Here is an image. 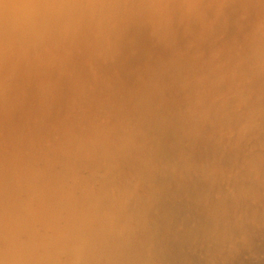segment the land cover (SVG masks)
<instances>
[{
    "label": "bare ground",
    "instance_id": "1",
    "mask_svg": "<svg viewBox=\"0 0 264 264\" xmlns=\"http://www.w3.org/2000/svg\"><path fill=\"white\" fill-rule=\"evenodd\" d=\"M4 1L8 2V0L0 1V32L4 26L12 25L14 30L15 26L21 25L22 29L37 35L46 48L52 46V49H57L55 53L69 51L73 56L71 58L69 56L70 59L64 61L61 67L57 64L59 67L51 69L53 73L48 81V90H45L46 85L44 89L41 83L44 64L32 63V61L27 63L30 74L23 80L18 90L14 88L15 84L5 87L8 88L7 96L18 98L19 103L24 101L20 115L17 112L14 116H10L11 125L16 128L24 126L22 128H26L27 132H29L28 128L32 129L30 127L33 122L35 124L38 121L35 118L41 116L42 111L39 109L41 107L39 106L40 100L35 101L34 107L29 106L31 101L29 99L33 91L36 90L45 98H49L53 109L47 105L49 101L46 104V99L41 100L42 103L44 101L47 109L50 107L51 111L54 110L52 112L54 114L49 115L47 124L44 123L45 125L43 124L42 127L36 128L52 132V139L48 135L49 141L54 139L53 142L56 143L53 144L56 146H54L55 148L49 144L45 146L43 142L42 150L36 149L37 145V147L35 146L36 151L31 149L29 155L21 152L22 155L19 156H15L18 149L15 154H10L11 150H8V153H5L8 156V162L5 160V165H2L3 163L0 161L1 170H4L3 173H5L4 167L10 169L12 167L10 161L12 163L15 159L14 170L11 171L10 176L0 177V264H157L163 261L161 257L163 251L171 252V254L167 253L168 255L165 257L168 258L169 264H178L176 260L180 248L191 241L205 244L209 233L225 230V221L228 220L229 224L236 222L237 219L233 215H228V206L233 203V200H237L241 192L259 186V183L256 182L257 178L264 176V169L256 171V163L261 160L260 148L264 149V43L261 41L263 44L260 42V45H257L255 39L259 37H256L254 39L255 47H253L254 44L245 46L244 54L248 58L238 65L236 56L241 53H239L240 50L235 51L236 48L234 49L235 54L232 55L234 57L225 58V54H220V58L212 55L213 57L210 59L209 55V61L200 64L201 66L197 64L198 67H194V63L191 64L192 66L186 62L182 65L183 60L179 65L178 60L176 61L177 55L175 54L176 59L172 55L179 46H186L189 51L188 54H185L186 56L191 54L190 52L204 49V47L196 46L206 43V39L215 35L223 36L220 41L216 39L218 44L223 42L227 46L234 40L237 44L236 40L240 39V36L238 34V37L233 38V34L238 33L235 29L237 24L233 23V19L240 13L247 12L251 22L256 0H253L254 2L252 0H236L237 4L235 5H229L230 3L220 5L214 0H209L208 3H202L205 4L203 8L200 4L202 8L200 12L196 11L198 9L196 7L194 11L196 13L180 11L175 3L172 7V16H170L172 19H169V22L164 20L166 21L163 24L165 29L162 32L159 31V34L155 29L154 34L150 33L154 27L151 28L146 17L141 18L139 14L134 13L135 11L126 13L125 5L121 6L123 3L121 1L124 0H112L114 3L103 13L83 7L77 0H35L32 5L28 0L26 3L22 0L20 4L18 2L17 5L12 6L8 5L10 1L7 4ZM145 1L132 0L131 4L139 3L141 5ZM4 4L14 10H10V15H6L7 12L4 10L1 11ZM117 13L119 14L116 16L120 15L119 17L124 18L125 26L117 27L121 30L119 37H111L112 47L108 56L116 51L115 62L110 65L95 63L99 74V79H97L93 75L94 73H89L92 77L84 68L83 63L86 61L83 59V62L75 54L84 49V42H87L89 38L88 33L94 27L100 29L102 26L100 30L105 31L106 35L109 33V35H114V24L111 25L110 22ZM133 16H139L141 19L137 17L138 20H135ZM216 16L221 17L220 20L224 21V24L220 25L216 22V26H214V19H219ZM19 17L21 18L20 22L18 21ZM163 17L165 16H162V19ZM161 24L160 22L158 25ZM246 26L250 27L251 23L250 26L246 24L245 28H247ZM250 32L251 30L248 31V33ZM100 35L99 37H101ZM254 35L253 38L257 36ZM103 40L100 39L101 42ZM187 41L189 44L186 43ZM249 42L250 40L247 41V43ZM89 43L91 44V42ZM106 44L108 43L106 42ZM88 49L90 50V47ZM69 52L68 54H70ZM179 53L185 56L184 53ZM181 54L180 57L178 56L179 58H181ZM195 57L197 56L195 55ZM186 59L184 58L185 61ZM190 59L192 62V59L197 58L193 56ZM152 62H158L157 69L155 68L154 71L164 66L168 67L170 82L164 80L162 82L158 80L159 83L155 82L157 80L151 76ZM39 64L41 67H38ZM242 64L248 68L244 74L248 85L236 87V81L241 77L238 68L240 69ZM177 69H180L181 72L174 74L175 71H178ZM58 71H63V75L64 73L69 74V78L67 77L69 84L72 88L76 87L80 90L78 95L82 96V101L79 98L76 103V99H73L75 103L71 101L68 105L63 106L58 104L55 99L52 100L51 92L59 88L60 85L58 78H52ZM33 72L37 74L32 75ZM93 72L95 71L93 70ZM63 75L61 79L66 78ZM94 77L97 81L94 80ZM229 77L234 79L233 82L228 80ZM140 83L143 88L141 86L138 88ZM183 83L185 85H182ZM154 85H159L157 95L153 94L156 91ZM167 86L168 88L175 86L180 93L188 94L189 102L186 106L185 118H191L193 106H200V109L212 116V122L218 126L219 130V132L216 130L213 133L205 132L199 136L200 154L198 155L195 153L183 155L184 153L181 151H175L174 156H178L177 162H183L184 170L179 169L180 167L176 168V165L175 167L165 163L166 155L161 151L160 144L163 139L173 142L174 140L179 141L181 138L178 132L170 126V114L177 106L181 108L182 102L180 100L175 102V99L169 102L166 97L162 99L159 97V92H164V88ZM1 91L0 116L4 117L12 105L9 101L8 103L1 102L4 90ZM105 94L117 99H112L113 103L117 101L115 106H110L108 101H103ZM229 94L233 96L230 100L226 98ZM250 94L254 96L252 102L248 99ZM108 95L107 97H109ZM121 96L123 97L121 98ZM135 96H137L136 100H134ZM160 96L162 97V93ZM237 98L244 102V108H247L243 110L245 112L236 113ZM129 99L132 100L129 102ZM76 107L84 108L83 110L88 109L89 112L86 114L79 112L76 119L69 114L64 115ZM252 107L257 109L261 115L258 113L249 114L247 110ZM31 108L32 113L28 114L27 112ZM48 110L43 112H47L48 115ZM99 110L102 112L96 114ZM226 113L244 115L239 119V122L245 125L253 136L252 145L242 143V147H244L242 151H238L235 149L234 141L222 140L221 137L225 134L226 126H223L221 116ZM62 115L69 119L67 121H70L71 124L68 126L69 122H67L66 127L70 128L65 129V125H62ZM53 116L59 119L57 123H59L60 130H57L58 128L52 130L55 126L53 125L55 122L52 121ZM17 130H20V127ZM45 131L43 132L45 133ZM35 133L34 136L39 140L43 138L44 134L39 137ZM17 137L19 138V136ZM46 138L48 137L46 136ZM46 138H44L45 141L47 140L49 143ZM12 143L14 142L12 141ZM15 143L13 146L16 145ZM15 149H12L13 152ZM206 154L210 157L215 156L217 164L205 163L204 156ZM7 156L5 157L7 158ZM243 160H246L249 166L240 173V170L232 164H241ZM187 161L191 162L190 166L187 165ZM201 162L202 164L198 166ZM178 170H181L180 175H178ZM173 171L176 174L174 178L169 179ZM257 173L259 174L257 175ZM113 174H118L116 178L122 177L123 181H128L125 186L127 189L121 196L120 189H117L116 192L115 186V190L113 189L114 182L109 181L112 180L109 177ZM154 177L158 178L160 182L156 183L160 187L154 192L150 190L147 193L145 186L137 194L130 190L127 191L131 180L134 179L142 184L143 180H147L149 183ZM5 182L8 185L3 187ZM10 186H12V190ZM125 193L129 196L127 197ZM140 195L145 198L140 199ZM256 199L259 207L264 209V196H257ZM123 205H127L126 214H123ZM245 208L249 220L259 218L255 206L249 204ZM108 210L115 211L117 218L122 221L121 226L117 229L114 228L117 224L113 218L109 217L111 221L108 223L101 221ZM35 220L41 224L39 230L35 228L37 224ZM132 221H136L135 230L142 234L143 244H136L133 238L135 236L127 229ZM122 226L123 228H121ZM115 239L116 242H114ZM253 240L252 237L245 246L248 247V243L250 246V242ZM108 241L112 243L109 244Z\"/></svg>",
    "mask_w": 264,
    "mask_h": 264
},
{
    "label": "rangeland",
    "instance_id": "2",
    "mask_svg": "<svg viewBox=\"0 0 264 264\" xmlns=\"http://www.w3.org/2000/svg\"><path fill=\"white\" fill-rule=\"evenodd\" d=\"M0 1L3 2V0H0ZM9 1H10V4L8 3ZM85 1L86 0H84V1L83 0H77V2H79V4L81 6L83 5V7H86L89 10L92 9V11H96V12H99V13H103L104 11H107L108 7L112 3H114V1H112V0H103V1L102 0H97V1L96 0H89V1L87 0V2H85ZM100 1H102V2H100ZM210 1L209 0H198V2H197V0H185V1L184 0H177V1L176 0L175 1L174 0H169V1L168 0H166V1H164V0H150V1L146 0L143 4L140 5L139 3L131 4L132 0H124V1H121V2H123V3H121V6L124 7V5H125L124 10H125L126 13H132V12L135 11L134 13L135 14L137 13L136 15L139 14V16L141 18L142 17H146L147 22H148V24H150L151 28L154 27L153 29L150 28L151 29L150 33L154 34V29H155V31L159 34V31L162 32L165 29L163 24H165L164 22H166V21H164V20H168V22H169V19L170 20L172 19V17H170V16H172V7L175 5V3H176L177 8L179 7L178 9L180 11H184V12L185 11L186 12L190 11V12L196 13V12H194L196 7H198V9H196V11L200 12V10L205 5V4H202V3L203 2L204 3H208ZM214 1H216L220 5H223V4L226 5L227 3L228 4L230 3L229 5L237 4L236 0L235 1H233V0H214ZM256 1L257 2H256V5H254L255 9L253 10L254 12H253V17H252L251 22L249 21V14L247 12L240 13L241 15L239 14L235 19H233V23L236 22V24H237V27H235V29L238 31V33L236 32L235 34H233L234 35L233 38L238 37V34L240 36V39L236 40L237 44H235V40L233 42H231V43H228L227 46L223 42H221L222 44H218V43H216V39L218 41H220V40H222L223 36L222 35H215L212 38L206 39L208 43L206 42V43H204L202 45L198 44L196 47L199 46V48H200V46H201V48L204 47V49H198L200 52L198 50L197 51H193V53L190 52L191 54H189V55H192V56H189V55L186 56L185 55V54L189 53V51L186 49V46H179V47L177 46L178 48L174 50L175 52H174V55H172V56L175 57V59H176V55H177L178 59H176V61L178 60V64L179 65L182 63L181 60H183L182 65L185 64L184 62H186L188 64L190 63V65L192 63H194L193 64L194 67H198V65H200V64L202 65L204 62L209 61L208 58L210 56H211L210 59L213 56H215V55L220 58V54H225V58H230V57H234L232 55L235 54L236 50H240L239 53H241V54H238L236 56V63H237V65L241 64L242 61H245L248 58L244 54L245 46H247V45L248 46L249 45L253 46V44H254L253 47H255V40L257 41L256 44L258 43L257 45H260L259 43L261 41L264 43V38H263L264 37V2H263L264 0H261L260 2H258L259 0H256ZM8 2L4 1L5 4L8 3V5L12 6V5H17L16 3H18V2L20 4V2H22V0H17V1L8 0ZM11 2L12 3L14 2V3L12 4ZM26 2L27 1L24 0V3H26ZM28 2L29 3L31 2V5H32L33 2H35V0H32V1L28 0ZM86 3H87V6H86ZM257 3H258V5H257ZM200 4L202 5V8H201ZM92 5H94V6H92ZM95 5H97V6L95 7ZM138 5H140V6H138ZM181 6H182V8H181ZM128 7H129V9H128ZM132 8H133V10L131 11ZM168 8L169 9L171 8V9L169 10ZM2 10L7 12L6 15H10V10L14 11L13 9H9L6 5L4 6L3 9H1V11ZM140 10H141V12H140ZM147 13H149V15H146ZM218 13H221V12L218 11ZM118 14L119 13L115 14V17L110 22L111 25L114 24V28H113L114 35H112V34L109 35L110 33L106 35L105 31H103V30L101 31L100 30L102 28V26L100 27V29L97 28V27H94V28H92L94 32L91 29L90 32L88 33V35H89L88 37L89 38L87 39V42L86 41L84 42V49L83 50H79L75 54V56L80 57L82 59V61H83V59L86 61V63L83 61L84 62L83 63L84 64L83 65L84 68L86 69L88 74L89 73L90 74L94 73L93 75H95V77L97 79H99V74L97 73L96 64L97 65L98 64H104V65H106V64L108 65L109 64L110 65V64H113L115 62L114 59H115V54L117 53L116 51H114L115 53H113V54L108 56V53H109V51L111 50V47H112V38L111 37H115V38L119 37L120 34H121V30L118 29L117 27L121 28V27L125 26L124 18L119 17L120 15L116 16ZM140 14H143V15H140ZM28 15H29V13H28ZM157 15H158V17H157ZM139 16H133V18L135 20H138V18L141 19ZM162 16H165V17H163V19H162ZM148 17H149V19H148ZM166 17H168V18H166ZM216 17L219 18V19H216V20L214 19V22L212 21L214 23V26H216V22L220 23V25H221V23L224 24L223 23L224 21L221 22V20H220L221 17H218V16H216ZM18 21L19 22L21 21L20 17L18 18ZM158 22L162 23L160 25L161 27L158 25L159 24ZM250 23H251V26H250ZM240 24H241V27H240ZM246 24H248L250 27L246 26L247 28H245ZM255 26H256V28H255ZM97 29L100 30V31H98ZM159 29H161V30H159ZM239 29H240V31H239ZM257 29H259L260 31L258 30L259 31L258 32ZM250 30H251V32L248 33V31H250ZM255 31H257V32H255ZM95 32H96V34H95ZM156 32H155V34H157ZM216 32L218 33V31H216ZM253 32L255 33V35H257L258 33L259 34L257 36H255ZM30 33H31V31L25 30L24 28L22 29L21 25L20 26H15L14 30H13L12 25L10 27L4 26L2 32H0V55L2 56L0 58V68H1V71L3 70L2 72L0 71V75L2 76V77L0 76V81H1L0 82V88H1L0 90H2L1 92H3V90H4V95L2 96L1 102L2 103L3 102L4 103H8V101H9L10 105H12L11 107H9L10 109H9L8 113L4 117L0 116V161H1V163H3L2 165H5V160L8 159V156L5 155V153H8V150L9 151L11 150L9 152L10 154L11 153L15 154L17 149H18L17 150V154H18L19 151L21 150L18 155L17 154L15 155V156H19V155H22L23 152L29 155L30 152H31V149H32V151H33V149H34V151H36L35 148L37 147V145H38V148H36V149H39V150H42L41 146H44V145L46 146L48 144L51 145V146L53 145L52 147L56 146V145L53 144V143H56L55 141L53 142L54 139L49 141V136L48 135H50L51 136L50 139H52V135H53L52 132H49L48 130L45 131L42 128H40L39 130L36 128L38 126L42 127L44 123L47 124V122H49V120H48L49 117L54 114V113L52 114V112L54 110H52V111L50 110V109H53V107H52V104L50 103V100H48L49 98H45V96L39 94L36 90L33 91L32 95H31V98L29 99V101L31 100L29 106L30 107H34L35 106L34 105L35 101L36 100H40L41 103L39 104V106H41V107H39V109H40V111L42 110L41 111V116H37V117L35 116L36 117L35 119L38 120V121L35 122V124L33 122V125L30 127V128H32L31 130L28 128L29 132H27L26 128H24L25 130L22 128L24 126H18V128H16L15 126L11 125L12 124V120H10V116L11 115L14 116V114H17V112L20 115V112H22V111H20V109L22 108L21 106L24 104V101L22 103H19L18 98H14V96H11V95L7 96L6 92L8 91V88H5V87H11V86H14L13 84H15L17 87L14 86V88H16L18 90L19 87H21L23 80H25L30 74V71L27 69V63L29 61L30 62L32 61V63L36 62L37 64L38 63H41V64L43 63L44 64L43 67H45V68H43L44 70L42 69V72H44V73H42V77L39 74L38 75H39V77H41L42 86L44 87L46 85L45 86L46 89H45V87H44V89L48 90L47 86H48V81H49V79H51V75L53 73L52 70L54 68H56V66H58V65L61 67L63 62L68 60L69 56H70V58L73 56L72 53H70L69 51H63L62 53H57V52L55 53V51H57V49L56 50L52 49V46L50 48H49V46H47V48H48L47 49L46 45L45 44H44L45 46L43 45L42 40L37 35H33V34H30ZM90 33H91V35H90ZM100 34H102V35H100ZM249 34H250V37H249ZM252 34L255 36L254 38H253ZM99 35L102 38L99 37ZM105 36H107L108 38L105 37ZM256 37H259V38L257 39ZM103 38H104V40H103ZM252 38H253L254 42L251 41ZM100 39L103 40V41L101 42ZM248 40H250L251 43L250 42L247 43ZM89 42H91V44ZM98 42L101 44V46H100V44ZM106 42L108 44H106ZM262 42H261V44H263ZM96 43H98V44H96ZM102 43H104V44H102ZM186 43L189 44L188 41ZM215 43L218 44V45H216ZM94 44H95V46H94ZM205 44H207V46H205ZM209 44H210V46H209ZM223 44H224V46H223ZM88 47H90V50L88 49ZM234 49H235V51H234ZM186 50H187V52L185 53ZM217 50H218L219 53L217 52ZM176 51H177V53H179V52L184 53L185 56H183L181 53L177 54ZM212 51H214V52H212ZM225 51H227V53H225ZM68 52L70 54H68ZM220 52H223V53H220ZM230 52H232V53H230ZM198 53H199V56H198ZM200 53H201V55H200ZM180 54H181V58H179ZM195 55L197 57H195ZM203 55H204V57H203ZM193 56H194V58H197L198 60L197 59H194V60L192 59V62H191L190 58H193ZM200 56H202L201 57L203 59L202 61L200 60L201 59ZM186 57H187V59H186ZM184 58L186 59V61L184 60ZM159 60H162V59H159ZM159 60H158V62H159ZM195 60H196V62H194ZM92 61H93V63H92ZM164 61H166V59H164ZM176 61H175V63H177ZM157 63L152 62V65H151V71H152L151 72L152 73L151 76L155 80H157L155 82H158V80L161 81V82H162V80H164L166 82H170V80H171V78L169 76L170 72L168 73V71H167L168 67L167 66H164L163 68L154 71L155 68L157 69ZM41 64H39L38 67H41ZM87 64H89V65H87ZM90 64H93V65H90ZM195 64H196V66H195ZM46 66H47V68H46ZM92 66L96 67V68L94 69ZM89 67L92 70L91 72H90ZM48 68H49V70H48ZM246 69H248V68H246V66H244V64H242V67L240 69L238 68V70H239L238 72L241 74L240 75L241 77L238 78V81H236L237 82L236 83V87H239V86L242 87V86L248 85L247 84V80L244 77ZM93 70L95 72H93ZM177 70L178 71H175L174 74H176V72L177 73L181 72L180 69H177ZM95 73H97V74H95ZM167 73H168V75H167ZM33 74H37V73L33 72L32 75ZM62 75H63V71H61V72L58 71L52 77V78H54V77L58 78V81H59L58 83H60L59 88H56L54 91L51 92L52 100L55 99L56 102H58V104H61L63 106L68 105V103L73 101V99H76V103L79 101V98H80V101H82V99H81L82 96L79 97V95H78L80 90L76 89V87L72 88L71 85L69 84V80L67 79L69 74L64 73L63 76H65L66 78L65 77H63V78H65V79H61ZM3 76L5 77L4 79H3ZM90 76H92V75H90ZM95 77H94V80H96ZM229 78L230 79H228V80L230 82H233L234 79H232L231 77H229ZM239 81H241V82H239ZM1 83H2L3 86L1 85ZM159 85L158 86L154 85L155 88H156L155 89L156 91L154 90L155 92H153L154 95H157V92L159 91ZM182 85H185V84L183 83ZM138 86H139L138 88H140V86L142 87L143 85L140 83ZM154 86H153V89H154ZM36 88H38V87H36ZM167 88H168V86H167ZM167 88L166 87L164 88L166 91L164 89H162V90H164V92L163 91L159 92V97L161 99L163 97H166L169 100V102H172L173 99H175V102H177L178 100H180L182 102V105H181L182 107L181 108L179 106H177L175 110L171 111L172 113L170 114V119H171L170 120V122H171L170 126L174 130H176L178 132V134L181 136V138L182 137L183 138L182 139L180 138L179 141H175L174 140L173 142H170L169 139H165V140L163 139L161 144H160L161 145V151L164 152L165 155H166L165 158H164V162L165 163L170 164L171 166L172 165L173 166L176 165L177 166V167L175 166L176 168L180 167L179 169L184 170V168H182V167H184L183 162L182 161H180L182 163L177 162L178 156L177 155L174 156L175 151L179 150V151H181V153H184L183 155H187L188 153L190 155H192L194 153H195V155H198V154H200V150H199V136L202 133H205V132L213 133V131L217 130V132H219V130L217 129L218 126L214 122H212L213 121L212 116L209 115L208 113H206L205 111H203L202 109H200V106H198V107L197 106H193V109H192L193 113L190 115L191 118L190 119L185 118L186 117V111L185 110H186V106H187V104L189 102L188 94L187 93L186 94L185 93L184 94L180 93L178 88L175 87V86H171V88H168V91H167ZM38 90H39V88H38ZM177 91H178V93H176ZM161 93H162V97L160 96ZM107 95L108 94L104 95L103 101L104 100L108 101L110 106H113V105L115 106L117 101L116 102L114 101V103H113V100H117V99H114L111 95L110 96L108 95L109 97H111L110 101H109V97H107ZM122 97L123 96H121V98ZM248 97H249L248 99H249L250 102H252L254 100V96L252 94L248 95ZM226 98L230 100V99L233 98V96L231 94H229V95H227ZM41 99L42 100L46 99V101H45L46 104L48 103L47 101H49L50 104L49 103L47 104L48 106L51 107V108L49 107L50 109L48 108L49 110L46 108L47 107V106H45L46 104L44 105V101L42 103ZM136 99H137V96L134 97V100H136ZM131 100L129 99L128 101L130 102ZM236 101H237V111H236V113L237 112H241L244 109H247L246 107L244 108V102L243 101H241L238 98L236 99ZM83 109L84 108L81 109L79 107H76L75 109H73L69 113H65L64 115L67 116L69 114L70 116H72L73 118L76 119L78 117L77 115H78L79 112H82L83 114H86L87 112H89L88 109H85V110H83ZM47 110H48V115L46 114L47 112L44 113ZM31 111H32V108L27 113L31 114L32 113ZM10 112H11V114H9ZM97 112H96V114H100L102 112V110H99ZM243 112H245V111H243ZM247 112L249 114H251V115L252 114H256V113L261 115V113L257 109H255L254 107L249 108L247 110ZM236 113H228V114L226 113V114H223L221 116V118L223 120V126L224 127L226 126L225 127V134H223V137H221V138H222V140H228V141H231V142L234 141L235 149H237L238 151H242V149L244 147V146L242 147V143H245V145H252V143H253L252 141H254V138H253V136H251V134L248 131L247 127L239 122V119L243 118L244 115L242 116V114H240V116H238V114H236ZM64 115H62V118H61L62 119V123H63L62 125L63 126L65 125L64 128L68 129L70 127H66V126L67 125L70 126L71 123H70V121H67L69 119H67L66 116H64ZM43 118L46 121H44ZM36 120H34V121H36ZM57 120H59V119H56L53 116V120L52 121L55 122V124H53L55 126H54V129H52V130H55L56 128H58V126H59L58 124L59 123H57ZM67 122H69V124H67ZM189 126H190V128H189ZM19 127H20V130H22V131L17 130V129H19ZM57 130H60V128H58ZM57 130H56V132H57ZM33 131H35L37 133L36 134L34 132L35 135H37L39 137H42V135L44 134L43 138H40V140H39L38 137L34 136V133H32ZM43 131H45V133ZM40 132H43V133H40ZM14 133L16 134V136H15ZM38 133H40V134H38ZM17 136H19V138ZM46 136L48 138H46ZM34 138H35V140H33ZM44 138L48 139L49 143L47 142V140L45 141ZM30 140L32 142L31 144H30ZM42 140H44V141H42ZM7 141H9V142H7ZM12 141L14 143L16 142L15 143L16 145L13 146L14 143H12ZM35 143H36V145H35ZM42 143L44 145H42ZM4 145L6 146V148H5ZM10 145H11V147H10ZM15 146H16V149H15ZM12 147L15 149V152H13L14 150H12L13 149ZM240 147H241V149H240ZM259 153H260V157H261L260 158L261 162L259 161L260 164L256 163V171L257 172L260 171L261 169H264V154H263L264 153V149L260 148ZM4 155L7 156V158ZM168 157H171V158H168ZM214 157L215 156L210 157L208 154H206L204 156V162L207 163V164L213 163L214 165H216L217 164L216 163L217 159H215ZM7 162H8V160H7ZM13 163H15V159H14V161H12V163L10 161V164L12 166L10 169L4 167L5 170H6L5 173H3L4 170L2 171L1 170L2 167L0 166L1 167L0 168V170H1L0 171V177L1 176H5V175L10 176L9 174L13 172L12 170H14L13 169V167H14ZM186 163H187L188 166H190L191 162L187 161ZM177 164H179V165H177ZM201 164H202V162L199 163L198 166H200ZM194 165H195V163H194ZM232 165H234V167H237L238 170H240V173L244 172V170H246L248 168V166H249V164H247L246 160H243L241 162V164H236V165L232 164ZM181 170L177 171L178 175H180ZM2 173H3V175H2ZM173 173H174V175H173ZM173 173L169 177V179L174 178L176 173H175V171H173ZM258 174L259 173H257V175ZM115 175L114 174L111 175L109 177V179L111 178L113 181L112 180H109V181H111L112 183L114 182L113 189H114V186H115L116 192H117V189H120V196H121V194H123L124 191L127 189V188H125V186H126V184H128V181H123L122 177L116 178L118 174H115ZM114 178H115V180H114ZM152 180H153V182H152ZM152 180H150L149 183H148L147 180H143V183L141 184L140 182H136V180L133 179V180L130 181L127 191L130 190V192H132V193L134 192L135 194H137L139 191H141L143 189V186H145L147 193L150 190L154 192L155 189H159V187H160V186H158L156 184L157 182H159V179L154 177ZM256 182H257V184L259 183V186H255L251 190L241 192L240 195L238 194L239 197H237V200L236 201L233 200V203H231V205L228 206L229 207L228 215L229 214L233 215L237 219L236 222L234 224H229V223H227L228 220L226 219L227 221H225V223H224L225 224V230L223 232H214L213 231L212 233H209V237L206 239V243L205 244H201L200 242H197V241H194V242L191 241V242L187 243L183 248H180L181 250H180V253L177 254V256L178 255L179 256H178V259L176 260V262L178 261L177 262L178 264H187V263L188 264H211V263L212 264H222L223 261L226 260V259L227 260L225 261L224 264H240V263L241 264H264V209L259 207V204H257L258 200L256 199L257 196H264V176L263 177L259 176L257 178ZM6 185H8L7 182L4 183L3 187H5ZM10 189L12 190V186H10ZM4 191H6V190H4ZM127 191H126V193H127ZM126 193H125V195L128 197L129 194L127 195ZM147 193H146V195H147ZM140 196H141L140 199L141 198L142 199L145 198L142 195H140ZM124 197L125 196L123 195V199H124ZM249 204H252L253 206H255V210L259 214V218L257 220H252V219L249 220V215L247 213V209L245 208ZM122 209H123V214H126L127 213V209H128L127 205H123ZM103 216L104 217L106 216L107 219L105 220V218L103 217L101 219L102 222L108 223V222L111 221L110 218H113V220L116 221L115 224H117L114 228L117 229V227L121 226V222L122 221H120L117 218V216L115 215V211L108 210V211L105 212V214ZM239 217H240V219H238ZM36 221L37 220H35V223H36ZM40 227H41V224L37 221V224L35 225V228L36 229L38 228L37 230H39ZM121 228H123V226ZM127 229L130 230L131 233H133V236H135L133 238H134V241L136 242V244L138 243V245H140V244L144 243V239L142 237V234L139 231L135 230L136 229V221L135 222L132 221V223L130 224V226H128ZM254 235H255V237H254ZM252 237H253L254 240L252 242H250V246H249V243H248V247H246L245 244ZM116 241L117 240L115 239L114 242H116ZM108 242H109V244L112 243L111 241H108ZM243 246H245L246 248L243 247ZM167 253L171 254V252L163 251V253L161 255V257L163 258V261L162 262H158L157 264H167L168 263V258H165L168 255ZM248 253H249V255H248ZM247 255H248V258H247Z\"/></svg>",
    "mask_w": 264,
    "mask_h": 264
}]
</instances>
